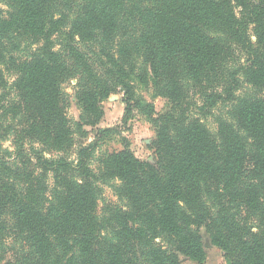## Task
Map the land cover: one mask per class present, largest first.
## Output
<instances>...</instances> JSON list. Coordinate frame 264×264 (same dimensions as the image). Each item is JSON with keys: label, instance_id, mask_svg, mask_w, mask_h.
<instances>
[{"label": "trees", "instance_id": "16d2710c", "mask_svg": "<svg viewBox=\"0 0 264 264\" xmlns=\"http://www.w3.org/2000/svg\"><path fill=\"white\" fill-rule=\"evenodd\" d=\"M4 1L0 138L12 135L16 162L0 157V261L11 238L26 246L16 264H201L203 229L226 264H264V0ZM81 46L98 50L108 77ZM72 79L75 124L62 89ZM118 88L124 119L138 111L154 128L155 163L124 148L101 155L95 173L93 145L75 137L97 129ZM218 104L228 110L212 133L204 120ZM29 142L42 150L30 155ZM109 181L123 206L105 217L97 183Z\"/></svg>", "mask_w": 264, "mask_h": 264}, {"label": "rangeland", "instance_id": "374dc122", "mask_svg": "<svg viewBox=\"0 0 264 264\" xmlns=\"http://www.w3.org/2000/svg\"><path fill=\"white\" fill-rule=\"evenodd\" d=\"M8 12L9 8L5 1L0 0V17H6V13ZM81 50L85 52L92 69L97 72L98 75L105 76L106 74L105 77L109 76L108 67L105 65V59L100 57L98 50L95 47L81 46ZM27 52L28 49L26 48V44L23 43L20 49L14 52V55L22 58ZM13 80V74L5 73L7 91L9 92V87L11 86ZM133 82L136 86L137 94L141 95L148 103H151L157 114L163 113L166 110V100L154 97L151 88L147 89L141 87L135 81ZM76 84V79H72L65 82L62 86L63 92L67 95L66 115L71 124L78 122L81 115V109L75 98ZM245 90L247 91V88H245ZM242 93L240 92L239 95ZM10 94L13 96L12 93ZM261 94L264 96V92ZM123 98V91L118 88L107 98L103 99L100 103L103 111V118L97 126V129L85 127L84 130L87 131L85 138L80 140L77 136L75 137L77 144L82 142L86 146L91 144L93 145L94 149L90 155L89 165L95 173L98 172L99 158L101 155L121 151L124 148H128L140 161L150 163L151 165L155 163V155L151 149L152 142L155 139L154 128L138 111H133L126 119H124L125 105L123 103ZM227 110L228 107L226 104H218L213 110H211L210 115H208L204 120V123L212 133L216 130V118L225 117ZM9 120L10 118L7 117L8 123L10 122ZM2 123L3 120L0 119V136L5 134V129L1 127ZM97 130H105L106 132L97 135ZM0 147L4 152H0L1 158L10 164L16 162L15 147L13 145V137L11 134L4 139L0 138ZM24 150L31 152L30 155L34 156L42 149L39 145L29 142L25 145ZM75 151L76 149H73L69 152L71 160L75 159ZM57 155L58 154L49 152L44 156L46 158H55ZM49 182L51 181L49 180ZM97 184L100 188L97 213L108 217V214L105 213L107 208L113 207L114 205L123 206V203L117 200L113 192V186L118 183L117 181H109L106 183L99 182ZM200 236L203 245V252L205 254L204 261L201 264H226L223 253L211 243L208 234L203 229L200 230ZM25 249L26 246L20 239L15 240L7 238L2 248V260L0 261V264H16L15 256H17V252L20 250L24 251ZM180 264L198 263L188 259L187 257L181 256Z\"/></svg>", "mask_w": 264, "mask_h": 264}]
</instances>
